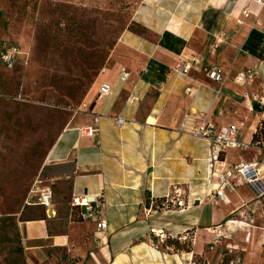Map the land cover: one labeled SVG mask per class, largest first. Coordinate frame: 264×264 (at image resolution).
<instances>
[{"label":"crops","instance_id":"obj_1","mask_svg":"<svg viewBox=\"0 0 264 264\" xmlns=\"http://www.w3.org/2000/svg\"><path fill=\"white\" fill-rule=\"evenodd\" d=\"M134 22L147 36L123 34L86 110L71 118L47 156L49 166L73 165L66 176L72 200L97 198L101 215L83 219L86 210L73 204L67 217L54 210L46 220L22 222L28 264H264V199L230 179L227 202L212 200L235 167L262 160L264 143L249 149L251 156L228 149L215 162L214 145L194 135L200 123L212 122L238 127L250 144L264 122V6L146 0ZM180 62L190 65L186 75L175 71ZM123 67L131 73L127 83L119 79ZM212 68L224 73L222 83L207 76ZM249 70L257 77L238 83ZM104 83L112 95L100 99ZM96 116L99 132L89 136ZM103 219L107 229L99 230ZM167 226L176 238L159 245L151 228ZM175 240L188 242V250ZM239 251L242 258H227Z\"/></svg>","mask_w":264,"mask_h":264},{"label":"rangeland","instance_id":"obj_2","mask_svg":"<svg viewBox=\"0 0 264 264\" xmlns=\"http://www.w3.org/2000/svg\"><path fill=\"white\" fill-rule=\"evenodd\" d=\"M145 3L0 0V264H28L21 252V220L37 219L43 210L47 218L54 210L62 217L72 213L66 176L74 167L49 166L48 153L71 118L89 105L101 71L114 65L123 34L147 36L134 22ZM11 48L20 53L14 68L2 61ZM47 189L53 199L49 211L40 205ZM167 228H161L168 235L165 244L171 235L176 238ZM173 243L188 250V242ZM237 257L243 253L227 258Z\"/></svg>","mask_w":264,"mask_h":264},{"label":"built area","instance_id":"obj_3","mask_svg":"<svg viewBox=\"0 0 264 264\" xmlns=\"http://www.w3.org/2000/svg\"><path fill=\"white\" fill-rule=\"evenodd\" d=\"M256 3L264 6V0H255ZM244 15H248V10L244 11ZM239 24H242L241 21H238ZM19 51L16 48H11L5 53L2 54V61L4 65L9 68H14L16 64V58L19 56ZM190 70V65H186L180 62L175 71L183 74H187ZM257 72L255 70H249L247 72L241 73L236 81L238 83H246L247 81H253L257 77ZM207 76L218 83H222L224 81V73L217 68H212L207 72ZM131 73L127 70V68H121L119 79L123 83H127L130 81ZM112 86L108 83L102 84L99 90V98L106 99L112 95ZM133 101H139L138 98L133 97ZM86 110V107L85 109ZM99 117L96 116L94 119V126H90L87 128V134L89 136H94L99 132ZM116 124L118 127H122L125 124V120L123 118H116ZM264 127V122L262 123ZM194 135L201 139H205L211 142L214 147V156L213 161L217 162L219 160L220 153L228 150H240L247 151V149H251L254 147H258L257 144L253 145L252 143L247 144L241 140L240 129L236 126H230L227 128L218 129L212 122L209 123H200L199 126L195 129ZM230 179H234L237 185H248L254 191L257 200L264 199V157L260 161L251 162V163H243L235 167L234 171L227 175V178L221 179V183L215 189L213 194V201L217 199V202H227V198L225 196V190L232 186V183L229 181ZM46 193L42 194V199L40 201V205L46 207L47 211L51 209L52 206V192L50 189H47ZM74 206H78L80 208H84L86 210L85 215H83V219H92L96 218L98 212L100 211V203L97 198L88 199V198H77L73 201ZM251 212V211H250ZM242 217L247 216V212L243 211L241 214ZM233 225H236L238 222L229 221ZM99 230L107 229V222L105 219L101 220L98 223ZM153 236L158 240L159 245L165 244V240L168 238L165 231L163 229H152ZM189 264H205V262L191 260Z\"/></svg>","mask_w":264,"mask_h":264},{"label":"trees","instance_id":"obj_4","mask_svg":"<svg viewBox=\"0 0 264 264\" xmlns=\"http://www.w3.org/2000/svg\"><path fill=\"white\" fill-rule=\"evenodd\" d=\"M254 107H256L257 110H260L256 104L254 105ZM263 143H264V127H263V124H261L259 126V128H258L255 136H254V139L252 141V144L253 145H256L257 144V146L260 147V146H263ZM219 158H220V160H222L221 155H220ZM75 207L76 208H79L78 206H75ZM41 214L42 215L39 218H37V219L25 218V219L21 220V222H30V221L46 220L47 217H46V213L44 212V210L42 211ZM21 252H24L23 246H22Z\"/></svg>","mask_w":264,"mask_h":264}]
</instances>
